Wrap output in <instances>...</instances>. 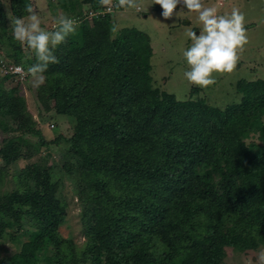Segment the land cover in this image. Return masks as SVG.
I'll return each mask as SVG.
<instances>
[{"label": "trees", "instance_id": "1", "mask_svg": "<svg viewBox=\"0 0 264 264\" xmlns=\"http://www.w3.org/2000/svg\"><path fill=\"white\" fill-rule=\"evenodd\" d=\"M6 1L11 11H25V5H31L30 0H0V59L31 66L36 62L34 53L8 35ZM86 2L98 15L83 11L77 0H56L64 14L76 18L78 27L55 50L59 63L49 65L45 82L54 92L55 110L76 119L71 148L63 158L80 178L87 176L83 185L87 192L79 195L83 203L90 198L84 221L90 220L86 229L92 231L90 240L98 243L92 261L224 264L226 249L264 246V145L247 143L252 134L264 142V74L255 79L242 76L236 82L231 78L229 85L213 89L214 95L205 92L195 99L189 97L202 90L187 91L198 87L187 81L184 84L191 86L182 87L188 99L180 100L153 84L157 81L152 70L157 64L162 69V59H168L164 47L155 53L156 40L161 38L133 24L121 26L133 17L119 0L108 5L100 0ZM142 2L154 12L163 11L153 0H138ZM228 2L214 6H219V13L230 14ZM237 5L245 29L251 32L256 26L246 17L256 9ZM131 9V14L143 13L147 18L141 6L140 11ZM56 16H51L53 22ZM187 42L185 50L190 46L188 38ZM260 61L264 63V54ZM235 68L226 74L233 76L238 72ZM167 76L171 77L169 71ZM215 76L216 84L221 82L223 74ZM3 78L0 122L6 121V133L18 134L0 150L4 164L0 175L5 167L33 156L35 149L31 152L24 134L31 138L38 132L35 122L7 121L12 114L26 113L25 99L18 96L24 80ZM5 82L17 87L6 88ZM220 93L230 95L231 102L220 106L210 100ZM40 142L49 144L45 138ZM39 166L34 165L31 175L24 171L15 175L14 181L23 179L21 185L0 195V242L10 241L16 248L12 255L0 254V264H65V256L59 254L67 243L60 233L65 210L56 191L62 181L51 178L50 167L42 181L50 183L32 187L30 180L41 171ZM214 175L219 176L217 182ZM94 220L97 224H92ZM25 227L30 233L27 241L21 233Z\"/></svg>", "mask_w": 264, "mask_h": 264}, {"label": "rangeland", "instance_id": "2", "mask_svg": "<svg viewBox=\"0 0 264 264\" xmlns=\"http://www.w3.org/2000/svg\"><path fill=\"white\" fill-rule=\"evenodd\" d=\"M217 2L218 0H208V2L205 1L204 4L206 6H214V4H217ZM222 2L224 1L222 0ZM222 2H218L219 5H222ZM227 2L228 0L225 2V4ZM249 2L252 4H248V2L245 0H239L238 3L233 0H229L227 4V7H229L231 11L233 8H238L239 5L237 4H240L241 6L244 5L247 9H256L250 11V14L246 17L247 19H252L248 23L256 27H253L251 32L245 29L247 38L248 40H250L244 47L245 53H243L242 51L239 53V59L236 64L238 72L233 76H229V74L223 73V76L220 78L221 82L219 81L217 84L215 83L214 85H211L206 89L200 87L194 88L193 86H191L193 84L189 85L191 87L188 88L189 86L187 87V85L184 84L185 82H187V80L184 78L183 73L184 71L188 70V65L183 57V52L185 51L186 45L188 46L185 32L188 29H191L193 31L194 29H196L195 31L198 35L199 27L202 26L197 21L196 13H187V9L182 8V0L181 3H179L181 4V8L177 12H181L180 15H177V13H173L172 17L168 19H165L162 16V11L154 12V9L150 8V4H148V2L147 4L145 2H142L140 5L137 0V4H139L143 8L147 18L144 17L143 13L136 15L131 14L132 9L129 8V10L127 11L129 15L133 17V19H124L125 22L120 23V25L124 27V25L127 26V24H133V27H136L141 31H149L158 35L161 40L159 42L156 40V46H154L155 53L158 52V50H162L164 47V50L168 55V59H165V57L164 60L162 59V69H160V65L158 68L157 64V66L155 65L157 67L155 71L154 69L152 70V77L154 81H157L156 83H153L154 86L159 87L160 89H169V91L174 93L176 95V98L180 100L188 99V97H186L187 91L201 89L202 91L197 95H195L194 97H189L195 99V97H202V95H204L203 93L205 92H212L213 94V89H215L217 86L229 85V82L227 80H231V78L233 79L231 81L236 82L242 76L250 77L251 79L263 76L264 63L263 61H260V57L264 54V0H249ZM30 3L34 12L41 19V27L45 30H52L54 28V22L51 19V16L59 15L61 13L64 14V12L60 8H58L59 6L56 5V0H30ZM77 4H79L83 11L88 12L87 9H92V6L90 5V3H87L86 0H77ZM3 6L5 10H8V16L5 25L8 30V35L13 36L10 20L15 17H26L28 13L20 10L11 11L7 1ZM215 7L219 11V6ZM53 12L54 15H52ZM218 14L221 13L218 12ZM170 25H178V27L175 29H170ZM171 31H173L172 34ZM67 40H69V37L66 38V41ZM161 42H163V45L160 44ZM189 44H191L190 40ZM158 45H161V47L159 48ZM160 57L161 55L159 56V58ZM255 58H257L258 60L256 61ZM152 63L155 64L157 63V61L153 59ZM24 66H26V71L30 67L29 64H25ZM168 71L172 78L170 76H167ZM240 71H249V74L253 72L254 75L251 74L252 76H249L247 75V73H240ZM213 75L215 76V73ZM28 76L29 75L27 74V77ZM44 76L45 79H47L46 77H48V74H44ZM23 80L24 81L20 88L21 91L18 92V96H21L25 99L26 113H20L17 116H13L12 114L11 116L13 118L9 117L10 119L7 121L9 123H12L11 120L13 119L14 121L15 119L18 124H26L28 123V121H30L29 123L35 122L34 125L38 130L37 135H31L32 137L30 138L29 135L24 134L25 140H28L32 148L31 152L33 151V149L35 150L33 151L34 154L31 158L20 159L15 164H11L10 166L5 167L4 172L0 175V195L3 196L9 194L11 190L19 187V185H21V180L23 179L20 177L17 182L16 180L14 181V176L16 175L17 177L18 174H21L23 171L24 173L31 175L33 172H35V170L33 169L34 165L37 164H40L39 167H41V171H37L36 176L32 178L34 182L30 180V185L33 187V183L36 184L35 186L37 187V189H39V187H43L46 183H50V181H45L44 183H42V181H44L48 177L46 176V172L50 169V167H52L53 173L51 174V178H54L57 181H62L61 186L56 187V191L59 192L60 197L63 199L60 204L61 207H64L65 210V220L64 223L60 226V233L65 239H67V243L64 245V250L59 254L65 256V264H67L68 262L69 264L70 262L71 264H95L92 261V258L98 255V243L96 242V240H90L92 231L88 232L86 229L90 223V220L84 221L87 218L84 215V210H86L87 205L90 202V198L86 199L88 200L86 203H83L79 195L80 193L87 192V190H83V185L86 182L84 178H86L87 176H82L84 178H80V176H78L80 175L79 172L76 174L75 171H72L67 166H65L66 162L63 158L66 150H69L71 148L69 140L72 138L75 129L74 127L76 125V119L72 116L60 114L55 110L54 92H50L49 86L48 88L46 87L48 83L46 84L45 80L43 84H38L32 77L29 81H27L26 78ZM9 83L10 82L3 83L4 87H17L13 86V83ZM183 84L186 86V88H188L187 91L186 89H183ZM213 95L211 96V98L213 99L210 100H212L214 103L216 101L220 106H223L222 104L225 105L231 102L230 98L232 97L228 94L226 96L224 93H220L218 94V98L217 96L214 97ZM3 124H6V121L2 120V123L0 122V150L5 144L7 145L9 143V141L7 140L10 137H14L18 134L16 132L14 133L13 131H11L10 133H6L3 128ZM59 136H62V138L58 141L57 138ZM40 138H45L47 142H49V144L41 145ZM56 140L57 142H55ZM252 141L264 145V142L260 140L257 134H252L250 138L247 139V143ZM3 167L4 164L0 159V169ZM214 177L215 181L217 182L219 176L214 175ZM36 182H38L39 185ZM87 196L89 195L87 194ZM91 222L92 224H97L96 220ZM28 230L25 227L23 232H21L24 236V239L30 234ZM25 241H27V238L25 239ZM0 244L1 255H12L16 252L15 245L12 242L7 241L6 243H4L3 241H1ZM126 247L127 246H125L124 248ZM226 251L227 256L224 259V264H257L259 256L261 254H264V246H260L259 249L257 248L253 250L250 249L244 251H236L234 249H226Z\"/></svg>", "mask_w": 264, "mask_h": 264}, {"label": "clouds", "instance_id": "3", "mask_svg": "<svg viewBox=\"0 0 264 264\" xmlns=\"http://www.w3.org/2000/svg\"><path fill=\"white\" fill-rule=\"evenodd\" d=\"M100 3L108 5L111 0H100ZM179 3L181 0H153V4L162 8V16L165 19L172 17L174 11L175 13L179 11L181 8L180 6L177 9ZM182 4V8H186L187 13L197 14V21L202 26L198 35L191 29L185 32L191 44L183 52L188 65V70L184 71L183 76L190 84L206 89L216 83L214 73H231L236 67L239 53L249 42L245 30V17L237 8H233L230 14H218L215 6H206L203 0H182ZM119 5L137 8L140 11L137 0H119ZM24 10L28 13L26 17H15L10 20L12 35L15 41L25 45L34 53L36 62L26 71L23 61L16 63L2 58L0 76L23 80L28 74L38 84H43L44 74L49 65L59 63L54 54L55 50L70 34L76 32L78 24L76 18L61 13L54 18V28L45 30L41 27V19L31 5H25ZM87 10L91 16L98 15L93 9ZM3 66L19 67L15 69L17 73H7L4 72ZM257 264H264V254L259 256Z\"/></svg>", "mask_w": 264, "mask_h": 264}, {"label": "built area", "instance_id": "4", "mask_svg": "<svg viewBox=\"0 0 264 264\" xmlns=\"http://www.w3.org/2000/svg\"><path fill=\"white\" fill-rule=\"evenodd\" d=\"M223 1H225V0H223ZM92 14V13H91ZM17 67H19V66H16V67H10V68H6L5 66H3V69H4V72H11V73H17L16 71H15V69L17 68ZM22 73V72H21Z\"/></svg>", "mask_w": 264, "mask_h": 264}, {"label": "crops", "instance_id": "5", "mask_svg": "<svg viewBox=\"0 0 264 264\" xmlns=\"http://www.w3.org/2000/svg\"><path fill=\"white\" fill-rule=\"evenodd\" d=\"M220 1L222 2V0H218L219 3H221ZM219 3H218V5H219ZM223 5H225V2H222V5H220V6L222 7Z\"/></svg>", "mask_w": 264, "mask_h": 264}]
</instances>
